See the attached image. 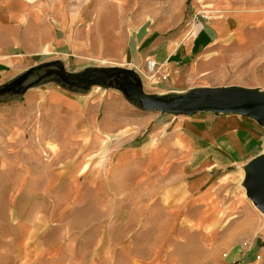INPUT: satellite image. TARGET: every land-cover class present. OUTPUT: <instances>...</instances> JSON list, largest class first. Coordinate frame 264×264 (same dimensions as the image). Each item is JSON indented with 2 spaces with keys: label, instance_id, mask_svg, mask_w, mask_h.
Listing matches in <instances>:
<instances>
[{
  "label": "crops",
  "instance_id": "crops-1",
  "mask_svg": "<svg viewBox=\"0 0 264 264\" xmlns=\"http://www.w3.org/2000/svg\"><path fill=\"white\" fill-rule=\"evenodd\" d=\"M40 3L0 0V89L59 61L79 82L111 67L131 70L150 104L202 88L264 93V7L246 15L244 8L221 10V4L207 21L171 33L174 25L151 17L139 24L119 5L107 14L102 1L57 12ZM147 59L155 62L152 74ZM36 80L18 96L25 95L36 115L27 120L33 141L54 143L51 157L68 163L81 158L70 164L73 175L88 165L85 159H99L89 180L98 189V204L128 207L125 212L135 217L128 227L144 214L140 229L120 235L131 238L132 253L147 254L136 260L168 264L176 252L175 264H264V216L240 195L238 185L245 188L236 181L264 155V116L252 104L150 112L140 108L134 80L126 75L89 90ZM227 217L234 218L221 226ZM193 237L203 240L193 245Z\"/></svg>",
  "mask_w": 264,
  "mask_h": 264
},
{
  "label": "rangeland",
  "instance_id": "rangeland-1",
  "mask_svg": "<svg viewBox=\"0 0 264 264\" xmlns=\"http://www.w3.org/2000/svg\"><path fill=\"white\" fill-rule=\"evenodd\" d=\"M97 1L107 7V14L119 5L123 16L131 21L136 18L139 24L151 17L155 23L174 25L171 33L189 31L194 21H207L216 15L221 4V10L244 8L246 15L264 7V0H42L39 5L50 6L55 12L62 6L80 11ZM198 27L191 33H197ZM50 68L54 67L43 68L23 85L34 82ZM222 74L221 80L225 81L226 72ZM56 80V75H47L40 82ZM18 96L19 93L0 96V264H142L135 255L147 254L132 253L131 238L120 235L124 230L140 229L144 214L134 227H128L135 218L125 212L128 207L99 205L98 189L89 184L99 159H85L88 165L79 167L73 175L70 164L80 163L82 159L68 163V158L51 157L57 151L54 143L47 141L45 147L34 142L32 121L27 120H34L36 115L28 110L25 95ZM87 166L86 172L80 171ZM246 178L245 173L236 181L245 188ZM238 186L240 195L248 197L246 188L243 192L241 185ZM232 218L227 217L219 224L230 223ZM196 240L203 238L189 239L193 245ZM178 257L176 252L171 253L166 262L175 264Z\"/></svg>",
  "mask_w": 264,
  "mask_h": 264
},
{
  "label": "water",
  "instance_id": "water-1",
  "mask_svg": "<svg viewBox=\"0 0 264 264\" xmlns=\"http://www.w3.org/2000/svg\"><path fill=\"white\" fill-rule=\"evenodd\" d=\"M50 68L39 77L36 82L40 81L47 75H56L57 79L65 84L81 90H89L91 87L100 84L110 78L118 75H126L131 77L135 83L136 97L139 106L144 111L156 112H183L189 111L198 106L208 107H231L242 108L245 105L252 104L254 113L264 116V93L254 90H247L239 87H225V88H202L195 89L185 96L170 102L150 104L145 100L139 76L131 70L111 67L99 72L96 76H90L85 82H79L69 77L61 62L55 61L43 64L37 68ZM30 72V71H29ZM28 72V73H29ZM28 73L21 76L16 81L2 87L0 89V96L6 93H23L32 83L23 85ZM247 180L245 181V188L248 198L256 206V208L264 214V155L258 157L247 168Z\"/></svg>",
  "mask_w": 264,
  "mask_h": 264
},
{
  "label": "built area",
  "instance_id": "built-area-1",
  "mask_svg": "<svg viewBox=\"0 0 264 264\" xmlns=\"http://www.w3.org/2000/svg\"><path fill=\"white\" fill-rule=\"evenodd\" d=\"M146 70L149 74L154 73L155 70V62L152 59L146 60Z\"/></svg>",
  "mask_w": 264,
  "mask_h": 264
}]
</instances>
